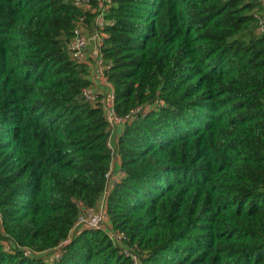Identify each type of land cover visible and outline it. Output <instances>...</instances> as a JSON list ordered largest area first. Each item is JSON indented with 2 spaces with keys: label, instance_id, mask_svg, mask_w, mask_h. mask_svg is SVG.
<instances>
[{
  "label": "trees",
  "instance_id": "16d2710c",
  "mask_svg": "<svg viewBox=\"0 0 264 264\" xmlns=\"http://www.w3.org/2000/svg\"><path fill=\"white\" fill-rule=\"evenodd\" d=\"M95 16L0 0V264H264V4L112 0L102 78Z\"/></svg>",
  "mask_w": 264,
  "mask_h": 264
},
{
  "label": "built area",
  "instance_id": "2783aa9c",
  "mask_svg": "<svg viewBox=\"0 0 264 264\" xmlns=\"http://www.w3.org/2000/svg\"><path fill=\"white\" fill-rule=\"evenodd\" d=\"M258 1L264 4V0H258ZM73 2L75 6L80 7L85 11L92 10V12L96 16L94 20L95 29L91 33H89L88 30H85L86 17L80 19V22L74 31V39L70 44L71 51L73 53L74 58L79 62L86 61V53L91 51L92 52L91 57L97 61L98 75L102 78L104 77L105 70L107 69L102 54L103 48L105 46V40L108 37L107 34L104 32V30L109 24H111L109 21H107L106 15L108 9L110 8V5L112 4V0H73ZM93 5H96L97 8L92 9ZM259 20H260V32L264 33V18L259 17ZM84 95L87 97L88 100L93 99V96L90 94L89 91H85ZM108 97H110V101L112 103V105L107 108L108 121L111 124V126L114 127L117 122H122V120L116 116L113 109L114 94L111 92L109 93ZM127 119H130V116L127 117ZM107 179L109 181V184L112 185L113 182L111 183V181L114 180L113 169H111L110 172L107 174ZM1 219L2 218L0 216V220ZM106 220H107V216L104 210V202H103L100 211L98 213H94V212L85 213L83 217H81L76 228L80 226H86L89 228H101ZM25 255L29 256L30 253L26 251Z\"/></svg>",
  "mask_w": 264,
  "mask_h": 264
},
{
  "label": "crops",
  "instance_id": "0c3cea01",
  "mask_svg": "<svg viewBox=\"0 0 264 264\" xmlns=\"http://www.w3.org/2000/svg\"><path fill=\"white\" fill-rule=\"evenodd\" d=\"M89 57H90V53L87 52L86 53V59L88 60ZM91 92H94L95 94H98V95H103L105 93L101 89V87H97V86L94 89H92ZM101 93H103V94H101ZM104 97H106V96H104ZM104 103L107 106L111 105V101L109 99H107V97L104 99ZM123 129H124L123 125L116 123V125L114 127V133H113L114 144H115V142H117L118 138L123 134ZM115 167H116V170H119V162H117V165Z\"/></svg>",
  "mask_w": 264,
  "mask_h": 264
},
{
  "label": "rangeland",
  "instance_id": "374dc122",
  "mask_svg": "<svg viewBox=\"0 0 264 264\" xmlns=\"http://www.w3.org/2000/svg\"><path fill=\"white\" fill-rule=\"evenodd\" d=\"M85 30H88V32H89V31L92 32V28H91V27H87V26H86ZM88 32H87V33H88ZM90 32H89V33H90Z\"/></svg>",
  "mask_w": 264,
  "mask_h": 264
}]
</instances>
